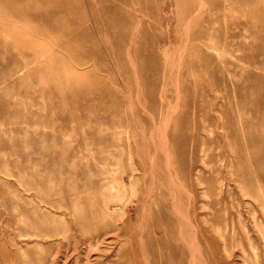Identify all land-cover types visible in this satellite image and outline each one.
<instances>
[{
  "label": "rangeland",
  "instance_id": "obj_1",
  "mask_svg": "<svg viewBox=\"0 0 264 264\" xmlns=\"http://www.w3.org/2000/svg\"><path fill=\"white\" fill-rule=\"evenodd\" d=\"M0 246L264 264V0H0Z\"/></svg>",
  "mask_w": 264,
  "mask_h": 264
},
{
  "label": "bare ground",
  "instance_id": "obj_2",
  "mask_svg": "<svg viewBox=\"0 0 264 264\" xmlns=\"http://www.w3.org/2000/svg\"><path fill=\"white\" fill-rule=\"evenodd\" d=\"M156 169H154V167L152 166L151 170H150V176L153 175L154 177V173H155ZM128 176H130V184H132L131 181L134 180V173H129ZM152 177V179H153ZM123 178V177H122ZM123 180V179H122ZM120 179H115V181H118L120 183H123ZM105 181V180H104ZM101 184L100 183H95L94 187H99ZM82 186V185H81ZM78 188H80L79 186L75 185V197L71 198L72 201L70 203L72 209H74L75 207V216H79L77 217L78 221H81L83 225H88L90 223V221H95L98 217H100L101 215H104L105 213H108L110 210H115L117 208H115L116 205H118L119 199L121 198L120 195H115V193L109 194L108 196H104L101 197L97 202H95L92 205H89L87 202L86 207L84 206L81 210V212L77 211V207L79 204H82L83 201L87 198H85L84 195H81V193H78ZM60 189V188H59ZM73 190V189H72ZM115 192H120L119 190H116ZM85 193V190H84ZM122 199V198H121ZM123 202V200H122ZM50 203V202H49ZM125 203V202H124ZM124 203L122 205H124ZM51 205H54L57 209L58 208H63V209H68V206L62 204L59 201H55L54 203L51 202ZM121 205V204H120ZM123 207V206H121ZM119 208V207H118ZM71 212H73V210H71ZM78 212V213H77ZM77 213V214H76ZM125 213V210H124ZM92 223H90L87 227H89ZM81 226V225H80ZM86 227V228H87ZM106 227V226H105ZM82 228V227H81ZM110 228V227H109ZM108 227H106V229H109ZM50 232V231H48ZM51 234L48 235L49 236H53V235H57L58 231L57 229L53 230L50 232ZM2 235V234H1ZM19 237H27V232H19L18 234ZM39 237L44 238V236L39 235ZM96 240H98V238H96ZM91 243H89V247H91ZM0 261L3 264H12V257H11V253H9L8 251L4 250L3 248H1L0 246ZM23 264H33L32 260H27L24 259Z\"/></svg>",
  "mask_w": 264,
  "mask_h": 264
}]
</instances>
